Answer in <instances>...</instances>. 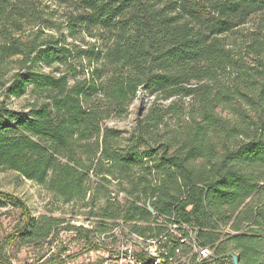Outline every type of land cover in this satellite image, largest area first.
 <instances>
[{"label": "trees", "instance_id": "1", "mask_svg": "<svg viewBox=\"0 0 264 264\" xmlns=\"http://www.w3.org/2000/svg\"><path fill=\"white\" fill-rule=\"evenodd\" d=\"M0 91V173L96 222L77 228L72 258L56 242L65 221L0 193L19 213L0 264L13 244L55 247L32 264H67L120 226L144 240L137 264H264V0H0ZM144 94L189 98L184 130L153 135L175 104L129 133L109 125Z\"/></svg>", "mask_w": 264, "mask_h": 264}, {"label": "rangeland", "instance_id": "2", "mask_svg": "<svg viewBox=\"0 0 264 264\" xmlns=\"http://www.w3.org/2000/svg\"><path fill=\"white\" fill-rule=\"evenodd\" d=\"M50 6V10L47 12L55 11L53 14V19L57 21H64L62 17L66 15L67 9L58 7L54 2H46ZM49 35L60 36L55 30L46 31ZM71 42V40L69 41ZM46 72H49V69H43ZM1 94V91H0ZM33 97L30 95L24 96L21 99H12L8 101L9 107L13 109H21L25 104L32 101ZM2 98L0 97V101ZM176 105V110L173 114H170L166 118V122L161 126L159 131H156L153 135L157 142L161 140H166L169 137L173 136V133H177L184 130V126L187 125L189 119V113L193 109L192 101L187 99H177L174 98L171 101L163 102L156 101L154 97H150L147 94L140 95L139 98L130 106V113L128 117L121 121H111L109 125L111 127H118L125 131L126 133L132 132L136 125L140 123L141 120L150 112L153 108L164 107L167 108L170 105ZM225 116V114H223ZM0 193L7 194L10 196H15L18 199L23 200L25 204L33 213V216L40 220L42 216H48L50 218H60L65 223L64 227H67L66 230H63L58 237L56 242H62L68 249V255L74 257L78 255L81 250V242H84L82 239L74 240L76 236L83 235L82 230H77L80 226L85 227L86 229L96 228L95 220L86 221L83 216H78L79 212L77 209H71V206H62L60 203L53 201V198L48 194V192L37 183L31 182L29 180H24L14 171L11 172H2L0 173ZM123 197V196H121ZM72 210L76 211L72 212ZM19 220V213L15 209H11L9 206L0 205V241H6L8 236H11L14 231V225ZM117 227L114 225V228ZM76 228V229H75ZM101 235H96L93 238L94 241L98 240ZM126 239V238H125ZM131 243V244H130ZM105 244V243H104ZM138 243L129 240V242L124 243V249H122L121 241H115L106 244V250L104 249L100 253H88L82 255L78 259H73L67 264H100L103 260L112 259L118 255L122 259V264L129 263L128 250L135 252L136 246ZM55 247H46L43 253H40L37 249L33 247L19 246L16 244L9 245L4 249V255L8 257L13 264H32L36 263L37 260L41 259L42 256H49L50 253L54 251ZM152 253L155 252L153 248H150Z\"/></svg>", "mask_w": 264, "mask_h": 264}, {"label": "built area", "instance_id": "3", "mask_svg": "<svg viewBox=\"0 0 264 264\" xmlns=\"http://www.w3.org/2000/svg\"><path fill=\"white\" fill-rule=\"evenodd\" d=\"M126 238V239H125ZM121 241L122 243V249L121 251H123L124 249V243L125 242H129V240L136 242V243H142L144 242V240H142L140 237L136 236L135 234H130L129 231L124 228L123 226L117 227L114 230H112L111 232L108 233H104L100 236V238L98 240H96L97 244H109L111 242H115V241ZM131 244V243H130ZM94 251H91L89 253H93ZM95 253H100V252H95ZM201 256L206 258L207 256H209L211 253H209V251L206 250H201L200 251ZM128 255H129V263L130 264H137L134 255H132V251L128 250ZM100 264H122V259L121 257L118 255L117 257H114L112 259H107V260H103L102 263Z\"/></svg>", "mask_w": 264, "mask_h": 264}, {"label": "water", "instance_id": "4", "mask_svg": "<svg viewBox=\"0 0 264 264\" xmlns=\"http://www.w3.org/2000/svg\"><path fill=\"white\" fill-rule=\"evenodd\" d=\"M150 210L152 213H154V210L152 208H150ZM227 257L232 259L233 264H240V258L237 254L235 255V254L231 253Z\"/></svg>", "mask_w": 264, "mask_h": 264}]
</instances>
